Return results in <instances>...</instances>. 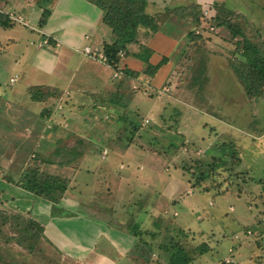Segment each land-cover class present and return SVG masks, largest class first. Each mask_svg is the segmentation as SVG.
Masks as SVG:
<instances>
[{
    "label": "rangeland",
    "instance_id": "obj_1",
    "mask_svg": "<svg viewBox=\"0 0 264 264\" xmlns=\"http://www.w3.org/2000/svg\"><path fill=\"white\" fill-rule=\"evenodd\" d=\"M50 1L0 0V13H12L16 19L23 20L26 27L20 24L16 26L31 34L27 28L36 26L40 5L48 8ZM145 1V15L150 16L164 34L179 41L177 48L175 47L174 53L168 55V63L161 67L158 79L153 78L160 82L158 90L149 92L144 77L129 79L121 75L120 71H115L118 72V77L113 80L111 95L106 98L126 104L131 109H135L134 106L137 108L138 112H130L128 116L139 125L136 137L139 135L141 139L136 141L145 154L147 149L151 150V146L160 149L163 145L169 147L173 143L178 147H169L176 154L172 161L167 163L168 171L164 172L166 176H187L191 183H194L199 172L196 162H203L208 166L225 164L230 169L218 174L216 180H209L205 185L213 195L217 191L216 188L221 187L224 192H229L234 197H215L206 193L199 195L200 189L196 187L191 194L183 191L181 197L193 204L194 212L185 211L180 203L169 205V213L174 209L179 215L174 217L176 214L172 213L174 216L171 218L174 220H171L166 218L167 214H163L166 221L171 220L172 225L168 228L165 224L156 231L153 229L157 226L153 228L152 225L153 215L149 219L138 216L143 207V200L137 197L138 192L144 195L151 193V190L143 188L144 184H137L132 188L121 187L123 189L103 188L99 192V196L103 198L98 199L110 201L108 205L115 206L113 213L117 214L110 215V222L117 231L121 230L124 223L128 226L138 224V231L147 239L151 238L150 233L161 231L158 235L154 234L153 242L149 241L155 245L149 264H167V254L162 252L161 247L165 245L170 248L182 247L188 252L203 246L205 252L199 257L196 256L193 264H264V193L261 192L264 185V89L254 93L256 96L251 98L241 79V74L245 72L242 40L246 39L258 46L264 57V0H223V3L215 1L214 5L205 8L206 12L203 5L198 4L196 0ZM207 14L212 16L210 21ZM207 26H213L214 31H210ZM140 38L142 41L146 40L142 35ZM164 48L167 46L163 45ZM164 54L166 56V53ZM157 56L159 59L154 62L156 64L164 57L158 53ZM140 66L145 67L141 61ZM3 78L5 76L0 80ZM0 85L4 87L2 83ZM164 88L168 91L164 92ZM118 89L121 91L120 100ZM32 91L49 94L50 102L55 98V109L62 115L66 112L65 116L69 117L72 123H54L65 128L67 133L71 130L70 126L79 127L80 131H87L90 127L89 123L94 118L92 111L85 104L86 100L72 110L68 104H63L70 99L68 92H62L60 96L58 93L51 94L42 89ZM31 92H28L30 97ZM135 94L142 99L133 101ZM156 100L159 101L158 109L155 110L157 112L149 116L152 113L149 110L155 108ZM153 101L155 103L152 104ZM32 110L35 113L28 115L32 120L31 124L22 119L23 108L14 111L7 106L3 108L0 103V152H3L5 157L15 156L19 148V139L16 137L23 134L25 128L29 129L26 130L27 145L20 151L24 156L19 157L24 158L25 162L30 160V169L37 165L34 163L33 153H39V142L42 141L41 123L45 126V118L39 117V108ZM125 110L123 113H126ZM74 122L80 126L74 125ZM51 123L48 122V129L52 128ZM116 124V130L123 129L122 122L117 121ZM150 157L144 156L145 160L138 161L147 163L146 167L140 164L145 170L149 165L157 168L160 164L153 160L148 162ZM134 158L137 159L138 156ZM91 165V162H86L83 167L90 168ZM16 170L17 165L12 164L10 174L13 173V180L17 181L21 175ZM0 175L4 174L0 171ZM5 178L11 176L7 175ZM143 180L147 181L144 177ZM85 181L90 182L88 179ZM255 181L261 183L257 184ZM161 183L157 188L158 193L162 192ZM139 186L144 189L143 192L138 190ZM3 187L8 188L6 182ZM3 187L2 191L6 189ZM145 197L149 198L148 195ZM216 208L228 211V214L218 217L221 214L215 212ZM9 211L11 212L10 204L5 201V195H0V264H76L71 259L63 258L48 245H45L43 250L39 249V245L35 246V243V248L29 251L27 247L33 241H22L19 238L18 246L11 240H14L13 237L17 234H13L9 227H3L1 223L5 217L4 213ZM122 212L129 215L124 221L118 217L125 215ZM18 214L26 219L24 224L27 227L30 220L22 212ZM184 223L186 231L183 230ZM31 231L33 235L36 229L32 228ZM201 231L202 236L199 233ZM130 237L138 238L133 235ZM134 250L135 247L129 254L124 250L119 251L124 253L122 256L128 259L127 261L144 264L133 254ZM137 250L142 252L145 249Z\"/></svg>",
    "mask_w": 264,
    "mask_h": 264
},
{
    "label": "crops",
    "instance_id": "obj_2",
    "mask_svg": "<svg viewBox=\"0 0 264 264\" xmlns=\"http://www.w3.org/2000/svg\"><path fill=\"white\" fill-rule=\"evenodd\" d=\"M215 1L223 3V0H196L198 4L203 5L204 12L207 10L205 8L214 5ZM48 8L50 14L46 24L38 26L39 15L36 26L27 28L31 34L16 25L12 29L0 28V79L5 76L0 80L4 86L0 85V103L3 108L7 106L14 111L23 108L25 118L22 116V119L31 124L32 120L28 115L35 113L33 108H39L40 118L43 113L47 116L44 117V127L41 123L42 141L39 142L41 147L37 151L39 153H33V160L35 159L34 163L39 165L41 170L50 172L53 176L66 178L68 189L57 203H52L22 189L16 184L19 179L13 180V173L10 174L12 164L17 165L16 171H19L20 175L30 164V160L25 162L24 158L19 157L24 156L20 151L27 145L26 130L29 129L25 128L24 133L22 131L23 134L16 137L19 139V148L15 149L17 150L15 156L5 157V154L0 152V171L4 174L0 175V195H5L11 213L22 212L27 218L39 223L43 228V235L53 246L54 251L65 259H71L76 264H140L136 261H127L128 259L122 256L124 253L119 251L124 250L129 254L137 244L138 238L130 237L133 235L132 231L130 232L131 225L122 224L120 231L112 227L110 215L117 214L113 213L115 206L108 205L110 201L98 199L103 198L99 196V192L108 187L123 189L144 184L143 188L151 190V193L144 195L138 192L137 197L143 200L141 202L143 207L138 216L149 219L153 215L152 225L153 228L157 226L153 229L156 231L165 224L166 227L172 225L170 222L174 216L172 213L176 214L174 217L179 215L174 209L169 213V205L175 206L180 203L185 211L194 212L193 204L181 197L183 191L193 193V183L187 176L181 175L180 178H176L164 174L168 171L166 167L168 161H172L176 154L170 149L171 145L170 148L163 145L160 149L151 146V150L147 149L148 152L145 154L144 149L137 143L141 139L139 135L137 137L135 135L129 145L119 140V137L125 134L122 128L119 131L115 129L117 121L123 124L129 120L133 121L128 115L138 110L135 106V109H131L126 104L106 98L111 95L113 80L118 77V72L83 52L85 47L93 51H102L103 46L112 41L109 29L102 24L101 10L87 0H51ZM209 14L206 15L208 19L212 17ZM141 35L145 41H142ZM45 39L48 41L47 44L39 46ZM137 41L138 44L128 46L127 54L131 55L138 52L140 47L148 46L154 51L149 60L152 64H156L154 62L159 59L157 53L169 58L168 55L175 52L179 43L161 30L154 32L149 29H140ZM163 45L167 48L163 49ZM129 55H124L119 69L125 67L141 73L144 67L140 66L139 60ZM160 69L154 77L143 76L149 92L158 90L160 86V82L155 80L158 79ZM119 73L124 75L122 72ZM115 74L117 76H114ZM15 76L16 80L11 84L10 79ZM32 89H42L51 94L58 93L60 96L62 92L70 93L69 101H64L63 104L65 106L68 104L72 110L86 100L85 104L92 111L94 118L89 123L90 127L87 131H80L79 127L70 126L69 129L72 131L69 130L67 133L65 128L54 123L60 121L69 123L71 120L65 116L66 112L62 115L55 109V98H53L55 102H50L47 94L41 101H33L28 94ZM118 90L120 100L121 91ZM140 99L142 97L136 94L133 96V101ZM158 104L159 101L156 100L155 108L149 110L152 112L149 116L157 112L155 110L158 109ZM124 109L126 113H123ZM48 122H52L51 129L47 127ZM74 125L80 126L76 122ZM104 150L106 155H103ZM71 156L75 158L71 159ZM134 156L138 158L135 159ZM144 156L152 157L148 162L153 160L160 164L157 168L149 165L145 170L142 165L146 167L147 163L138 162L145 160ZM86 162L92 163L90 168L83 167ZM6 174L11 178H5ZM143 177L147 181H144ZM86 179L90 182L86 183ZM14 181L16 183L12 184ZM77 181L79 183H76ZM5 182L8 188L3 187ZM160 182L165 187L162 185L160 189L162 192L158 193ZM2 187L6 189L2 191ZM143 188L139 186L138 190L143 192ZM216 190L213 195L210 193L211 190L201 192L200 189L199 195L206 193L215 197H234L229 192H224L221 187ZM227 193L229 195H226ZM146 195L149 196L148 199ZM239 197L236 198L240 199ZM95 199L98 200L94 201ZM209 204L211 206V203ZM216 211L221 214L218 217L228 214V211L219 208H216ZM126 213L118 216L119 219L123 221L127 219ZM163 214H167L166 218L171 220L166 221ZM185 227L184 223L183 230ZM160 232L153 234L158 235ZM199 233L203 235L202 231ZM193 263L194 261L191 262Z\"/></svg>",
    "mask_w": 264,
    "mask_h": 264
},
{
    "label": "trees",
    "instance_id": "obj_3",
    "mask_svg": "<svg viewBox=\"0 0 264 264\" xmlns=\"http://www.w3.org/2000/svg\"><path fill=\"white\" fill-rule=\"evenodd\" d=\"M87 1L101 10L102 24L107 27L111 33L112 41L110 43H106L103 46L102 51L106 57V64L109 65L114 71H120L126 77L133 79H138L139 77L143 76L154 77L158 70L163 65L168 63V57H163L158 64H150L149 60L154 51L147 47H140L138 52L132 53L131 55L127 54L128 46L138 44V29L147 28L154 32L159 31L151 17L145 15V0ZM40 9L41 14L38 26L42 27L46 24L50 11L49 8L44 7L42 4L40 5ZM16 24L25 26L24 23H19L12 19L9 13H0V28L12 29ZM209 27L213 26H207V28ZM204 28H206V26ZM238 35L240 34L238 33ZM120 52H123L125 56L129 55L130 57L143 62L145 65L143 71L139 73L126 69L125 67H123V69H119L118 65L120 66V62L124 57V55L123 57L119 56ZM242 57L244 58L245 72L243 71L241 74V79L246 88V92L248 93L249 97L252 98L256 96L254 93L264 89V57L262 56L260 48L255 44L250 43L246 39L242 40ZM163 91L167 92L165 90ZM31 94V99L36 102H39L44 98V94L39 93V91H32ZM42 116L43 118H47L44 113ZM138 130L139 125H137L135 121L129 120L124 122L123 133L125 135H121L119 140L129 145ZM172 145L174 148L177 147L173 143ZM70 158L74 159L75 157L71 156ZM195 164L199 172L195 178L193 187L201 189V192H203L202 189H205L204 192L210 191V188L205 184H207L209 180H216L215 177H217L218 174H222L223 171L226 172V170L230 169L225 164L219 166H208L203 162H196ZM34 166L35 167L31 169L27 167L22 172L21 177L16 184L29 193L44 198L52 203H57L68 189L67 179L60 176H53L50 172L41 170L42 168L39 165ZM255 183L260 184L261 181H255ZM261 192L264 193V185L261 189ZM4 214L5 217L3 218V222H1L2 226L6 225L13 232V234L14 232L17 234L16 237H13L14 240H11L15 241L18 246H20L19 238H21L22 241H33L27 247L29 251L35 248V243V246L39 245V249H43L45 245H48V247L54 250L53 246L43 235V228L39 223L27 218L30 221L26 227L24 224V220L26 219L22 215L13 214L11 212H6ZM168 227H171V225H168ZM32 228L36 229V232H33V235H31ZM138 228V224L130 226V232L132 231L133 235L138 237L133 254H135L136 258L141 260L144 264H149L151 262V254L155 247V245L151 244L150 242H153L155 235L150 233V239L144 238L143 233L138 231ZM161 247L163 250H159H162V252L164 251L167 254V264H191L196 256L199 257L205 252L203 246L199 247V249L194 248L189 252L178 246H174V248L166 247V245ZM139 248H144L145 250L140 252L137 250Z\"/></svg>",
    "mask_w": 264,
    "mask_h": 264
},
{
    "label": "built area",
    "instance_id": "obj_4",
    "mask_svg": "<svg viewBox=\"0 0 264 264\" xmlns=\"http://www.w3.org/2000/svg\"><path fill=\"white\" fill-rule=\"evenodd\" d=\"M10 17L12 18V19H14V20H16L17 22H19V23H23V20H20L19 18H15V17H13L11 14H10ZM208 17V16H207ZM19 19V20H18ZM210 31H214V28L213 27H209L208 28ZM47 40L45 39L43 42H41L40 43V45L39 46H43V45H46L47 44ZM83 52L85 53V54H87V55H89V56H91V57H93V58H95V59H97V60H99V61H101L102 63H106V57L104 56V54H103V51H97V50H92V49H90V48H88V47H85L84 48V50H83ZM123 52H120L119 53V56L120 57H123ZM114 76H117L116 74L114 75ZM15 80H16V76L15 77H13V78H11L10 79V83L12 84L13 82H15ZM165 91H168V89H164ZM103 155H106V151L104 150L103 151ZM228 263V262H227Z\"/></svg>",
    "mask_w": 264,
    "mask_h": 264
}]
</instances>
